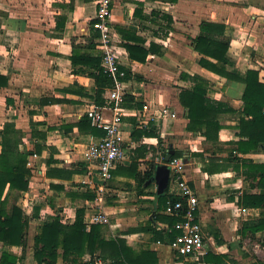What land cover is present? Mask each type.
Masks as SVG:
<instances>
[{"label":"crops","instance_id":"0c3cea01","mask_svg":"<svg viewBox=\"0 0 264 264\" xmlns=\"http://www.w3.org/2000/svg\"><path fill=\"white\" fill-rule=\"evenodd\" d=\"M94 17V0H0V76L8 80L0 90V129L12 123L23 134L26 149L41 146L40 153L28 157V190L10 197L7 205V209L15 205L28 218L24 252L0 242V254L7 251L23 255L19 264H35L33 245L39 223L58 214L63 224L70 225L76 211L82 209L85 225L94 211V191L100 179L97 167L85 161L83 154L87 145L100 137L80 131L77 124L91 108L99 109L106 119L112 116L105 99L109 88L103 94L105 105L97 107L94 80L87 75L93 69L84 66V73H75L71 63L73 44L88 46L90 28L98 34ZM203 21L225 25L230 38L227 57L233 64L229 70H257L264 82V0H112L114 44L120 68L130 76L123 79L126 95L120 106L125 158L106 184L102 209L108 222L97 225H101L106 240L118 238L135 251L155 252L156 264H182L165 237L160 241L144 230L151 228L164 234L171 229L161 219L172 216L165 214L157 200L155 183L147 181L138 187L126 174L132 161L137 164V172L143 174L150 170V163L158 166L154 161L158 153L164 155V144L159 146L156 137H131L134 129L151 122L162 142L180 152L179 157L185 161L184 178L198 199L197 219L206 242L201 255L185 260L196 261L212 252L227 255L226 264H255L250 262L252 255L247 254V243L253 242L257 247L255 261L264 264L262 233L253 236L241 232L242 223L258 217L260 209L238 203L243 194H257L264 189H258L256 181L242 174L241 162L236 160L262 164L264 153L260 149L235 151L244 86L199 67L191 39ZM126 43L148 50L146 61L131 60ZM80 52L100 56L97 46ZM197 77L205 80L207 97L224 102L230 110L217 117L221 125L217 141L186 130L187 111L178 95L181 89H191ZM130 99L132 107H127ZM144 105L149 106L148 112L143 111ZM159 107L168 108L176 117L165 123L153 122L149 114ZM48 169H64L65 176H48ZM89 260L109 263L89 254L82 257L83 262ZM63 262L58 257L56 264Z\"/></svg>","mask_w":264,"mask_h":264},{"label":"trees","instance_id":"16d2710c","mask_svg":"<svg viewBox=\"0 0 264 264\" xmlns=\"http://www.w3.org/2000/svg\"><path fill=\"white\" fill-rule=\"evenodd\" d=\"M225 25L203 21L198 26V34L191 39L193 50L198 54V65L213 74L225 78L228 81L243 84L241 96L242 108L241 118L237 125L239 140L234 142L237 153H247L251 150L260 149L264 153V82L259 78L257 70L248 69L244 73L230 71L233 65L227 57L230 45V38L225 33ZM98 34L90 28V44L86 47L73 44L71 63L75 73H84L82 67L90 66L93 70L87 73L94 80V103L97 107H103L105 100L103 94L107 88L112 87L113 81L108 77L101 67V56H91L88 53H81L82 48L94 49ZM137 40V38H134ZM131 60L140 63L146 61L148 50L132 44H124ZM152 45L149 50H152ZM79 66L78 69L75 67ZM126 72L125 80L129 79ZM8 84L7 78L0 76V90ZM207 84L205 80L196 78L191 89H181L178 99L183 108L187 111L188 123L186 130L189 132H200L207 140L217 141L218 131L221 129L217 117L219 114L230 111L224 102L212 100L207 97ZM131 99L127 101V107H132ZM140 107V104H135ZM77 127L80 131H88L94 136L102 137L104 131L92 126L91 119L83 116ZM156 137L159 146L163 145L164 156L172 149L171 157L181 156L179 151L169 148L168 142L163 143L159 136L157 127L148 122L147 125L131 132V137L138 140L141 137ZM23 134L18 131L14 124L5 123L0 129V242L5 246L20 247L23 252L26 246V233L28 218L24 216L19 208L12 205L7 209L10 197L16 196L19 192L28 190L31 169L27 167L28 157L34 153H40L41 146L34 145L33 150L23 146ZM241 162L242 174L256 181L258 189H264V163L254 164L250 160L236 158ZM50 165V160L47 161ZM155 165L150 163V170L140 174L137 172V164L132 161L127 168V176L137 182V186H143L153 176ZM239 166L234 169L238 170ZM64 169H48L47 175L64 177ZM72 172H69V175ZM93 198L94 195L88 196ZM162 204L163 210L167 201H176L177 197L168 195L167 190L157 197ZM238 203L245 208L260 209L259 216L250 218L242 223V234L250 233L256 235L262 233V245H264V192L257 194L246 193L238 200ZM161 207V205H160ZM38 209H35L34 216ZM160 218V216H159ZM171 227L170 231L156 232L153 229H144L152 232L155 238L170 243L178 234L173 225L179 220L176 217H161ZM37 233L34 236L33 261L35 264H56L57 258L62 257L63 264H87L82 257L89 254L91 258H99L108 264H156L157 254L149 250L135 251L128 247L124 240L110 238L106 240L102 234L101 225H92L86 231L83 223V210L76 211V217L72 224H63L57 214L38 224ZM165 237V239L163 238ZM22 252V253H23ZM23 255L16 256L7 251L0 254V264H19ZM227 255L207 252L196 261L185 260L179 256L177 261L182 264H226ZM233 261V260H231ZM234 262V261H233Z\"/></svg>","mask_w":264,"mask_h":264},{"label":"built area","instance_id":"2783aa9c","mask_svg":"<svg viewBox=\"0 0 264 264\" xmlns=\"http://www.w3.org/2000/svg\"><path fill=\"white\" fill-rule=\"evenodd\" d=\"M95 17L94 29L98 32L96 46L100 51L102 71L112 79L113 85L107 90L106 105L112 111V116L106 119L99 109L91 108L86 115L93 125L104 131V135L96 141L90 142L85 151L84 159L97 167L100 183L95 188L94 211L88 216L85 229L97 224H106L107 215L102 209V203L106 194V184L112 177V171L124 160L125 151L122 147L123 137L121 131L122 116L121 104L124 102L126 88L123 79L125 72L120 68L119 52L114 44V34L111 26L112 0H94ZM143 111L148 112L149 106L144 105ZM175 113L166 107L154 109L149 114V119L165 123L169 118L174 119ZM158 165L165 164L169 168L168 189L170 194L177 197L176 201H167L165 214L178 218L173 229L178 234L169 243L172 251L184 258L201 255L203 250V233L200 222L197 219L198 199L194 190L184 178L185 161L181 157H171L164 161V155L158 153L155 158ZM31 166V163H27ZM87 264H102L101 261Z\"/></svg>","mask_w":264,"mask_h":264},{"label":"water","instance_id":"95a60500","mask_svg":"<svg viewBox=\"0 0 264 264\" xmlns=\"http://www.w3.org/2000/svg\"><path fill=\"white\" fill-rule=\"evenodd\" d=\"M172 146L170 145L169 148ZM173 155V150L170 149L164 157V161H169ZM169 182V168L167 165L162 164L155 167L153 176L149 180V183H155L156 185V194L161 196L167 189Z\"/></svg>","mask_w":264,"mask_h":264},{"label":"rangeland","instance_id":"374dc122","mask_svg":"<svg viewBox=\"0 0 264 264\" xmlns=\"http://www.w3.org/2000/svg\"><path fill=\"white\" fill-rule=\"evenodd\" d=\"M110 223H111V220H110ZM103 227H107V226H103ZM203 242L204 243L206 242V239H204V237H203ZM247 245H248V252H249L247 254H251L252 255V257H251L252 260H250V262H253L255 264H257L256 262H260V264H263L262 263L263 261H259V260L258 261H255V260H257V258L254 255V250H255V248L257 249V247H254L253 242L247 243Z\"/></svg>","mask_w":264,"mask_h":264}]
</instances>
